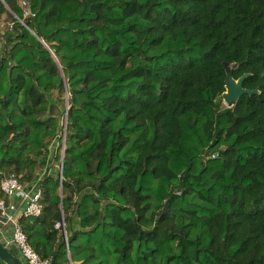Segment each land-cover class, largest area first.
<instances>
[{
	"label": "trees",
	"instance_id": "16d2710c",
	"mask_svg": "<svg viewBox=\"0 0 264 264\" xmlns=\"http://www.w3.org/2000/svg\"><path fill=\"white\" fill-rule=\"evenodd\" d=\"M0 20V183L53 165L18 220L40 259L264 264V0H0ZM222 62L258 93L225 107Z\"/></svg>",
	"mask_w": 264,
	"mask_h": 264
},
{
	"label": "built area",
	"instance_id": "2783aa9c",
	"mask_svg": "<svg viewBox=\"0 0 264 264\" xmlns=\"http://www.w3.org/2000/svg\"><path fill=\"white\" fill-rule=\"evenodd\" d=\"M39 182L40 177L29 185H22L16 177L10 176L0 183V244L7 250L15 248L23 258V264H50L48 260L40 259L27 244L18 222L21 217L41 214Z\"/></svg>",
	"mask_w": 264,
	"mask_h": 264
},
{
	"label": "water",
	"instance_id": "95a60500",
	"mask_svg": "<svg viewBox=\"0 0 264 264\" xmlns=\"http://www.w3.org/2000/svg\"><path fill=\"white\" fill-rule=\"evenodd\" d=\"M235 63H227L222 62V67L225 72V78H224V92L221 94L222 103L225 105V107H230L234 103L237 102V100L242 95H256L258 93V90H248L243 88V81L248 76L247 74H243L238 79L233 78V71L236 68ZM67 110V107H66ZM59 178H62V161L60 162L59 170H58ZM65 234V231H64ZM0 260H2L5 264H23L20 259H18L16 256H14L9 250H7L2 244H0Z\"/></svg>",
	"mask_w": 264,
	"mask_h": 264
},
{
	"label": "rangeland",
	"instance_id": "374dc122",
	"mask_svg": "<svg viewBox=\"0 0 264 264\" xmlns=\"http://www.w3.org/2000/svg\"><path fill=\"white\" fill-rule=\"evenodd\" d=\"M2 25H3V21L2 20H0V28L2 27ZM60 125L63 127V130H62V133H61V136H62V149H63V147H64V130H65V119H61L60 120ZM50 149H51V147H50ZM47 164H45L44 165V167L43 168H41L40 170H39V176H40V179H41V177L42 176H44V175H46V174H48L49 172H52V168H53V165H52V161H51V158H49L48 157V159H46V161H45ZM50 164H51V167H50ZM60 166V165H59ZM56 168V167H55ZM59 168V167H58ZM1 240V239H0ZM10 249H12V252L14 253V254H16L19 258H20V260L22 261V263H23V258L19 255V253L17 252V250L15 249V248H10Z\"/></svg>",
	"mask_w": 264,
	"mask_h": 264
}]
</instances>
